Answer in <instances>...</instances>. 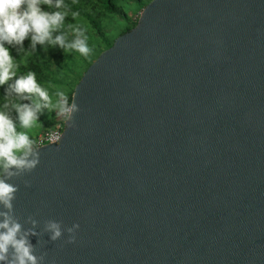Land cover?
<instances>
[{"label": "water", "instance_id": "1", "mask_svg": "<svg viewBox=\"0 0 264 264\" xmlns=\"http://www.w3.org/2000/svg\"><path fill=\"white\" fill-rule=\"evenodd\" d=\"M71 104L10 181L39 264H264V0H152Z\"/></svg>", "mask_w": 264, "mask_h": 264}, {"label": "clouds", "instance_id": "2", "mask_svg": "<svg viewBox=\"0 0 264 264\" xmlns=\"http://www.w3.org/2000/svg\"><path fill=\"white\" fill-rule=\"evenodd\" d=\"M55 8L56 11H45L44 6ZM64 0H0V87L8 85L5 89V102L0 108V264H39L42 260L34 255V249L28 237L35 232L24 231L22 225L14 217L15 194L18 187L10 181L25 171L35 169L39 161L33 156V141L23 131H17V125L5 109L9 108L7 97L15 93L17 97L28 100L36 99L33 103H15L12 105L17 113V120L21 128L27 129L38 120L42 109L57 110L58 116L70 119L75 106L70 103L69 97L58 91V101L52 103L48 90L37 82L34 72H28L17 78L15 69L18 65L10 54V49L5 45H23L31 35V46L37 44L60 47L66 52L75 50L82 56H88L90 48L84 29L74 27L76 36L71 42H66L63 34L59 32L63 26L68 11ZM73 19L79 12L71 13ZM14 82L9 84L10 80ZM27 186V185H26ZM35 227V221H32ZM80 229L76 224L68 229L72 234L68 243L75 244L77 236L75 231ZM46 230L51 233L53 241L62 236L60 225L49 222Z\"/></svg>", "mask_w": 264, "mask_h": 264}, {"label": "trees", "instance_id": "3", "mask_svg": "<svg viewBox=\"0 0 264 264\" xmlns=\"http://www.w3.org/2000/svg\"><path fill=\"white\" fill-rule=\"evenodd\" d=\"M127 1H134L138 6V10H143L152 0ZM64 3L66 5L68 15L63 22V26L60 28L59 32H55L53 33V35L63 34L66 41L71 42L76 38V36L75 34H69V32L73 31V28L76 27L77 20H79L81 24L86 21L88 24L89 22L92 23L93 28L96 30L98 41L101 40L98 43L99 50L97 52V57H99L102 52L113 46L114 43L105 38L103 29L100 27L98 22H100V17L103 16H107L108 18L111 16H118L122 19H127L126 13L119 6V0H64ZM44 10L49 12L56 11L55 8H48L46 5L44 6ZM72 12H79V16L76 19H73L71 15ZM137 22L138 19H136V21H131L130 24H128L126 30H124L123 34L132 30L137 25ZM86 36L87 38H89V40H92L93 38V36H90L87 33ZM5 47H8L10 49V54L13 57L15 63L18 65V68L15 69L17 78L21 75L27 74L28 72H34L37 82L46 89L53 86V84L58 79L59 74L62 73L61 70L64 68V65H69L71 68L72 63L75 62L74 60L76 59L77 55H79V53L75 50H69L66 52L64 49H62L60 53H53V47L49 45L37 44L33 49L31 46V35H29V38L23 42L22 46L16 44H6ZM94 60L95 59L87 62V67L91 66ZM55 77H57V79H55ZM13 82L14 79L10 80L9 84ZM7 87L8 85L0 87V108H2V105L5 102V89ZM72 95L73 93L68 95L70 103L72 101ZM8 97H16V94L12 93ZM18 100L20 103H33L31 98L28 100H23L18 97ZM8 104L9 108L5 109V111L8 112L13 121H17V113L12 107V104ZM58 118L59 116L56 114L53 119L43 122L42 115L41 113H39L38 120L36 121L43 122L45 131L53 129L57 123Z\"/></svg>", "mask_w": 264, "mask_h": 264}, {"label": "rangeland", "instance_id": "4", "mask_svg": "<svg viewBox=\"0 0 264 264\" xmlns=\"http://www.w3.org/2000/svg\"><path fill=\"white\" fill-rule=\"evenodd\" d=\"M119 6L126 13L127 19H122L118 16H111L109 18L107 16H103L100 17V22H98L100 27L103 29L105 38L109 41H112L113 43L116 41L117 38L123 35V32L128 27V24H130L131 21H136V19H139L141 13L143 12V10H138V6L134 1L119 0ZM76 27H83L82 29H84L88 35L93 36L92 40H89V38H87L90 53L86 57L82 56L81 54L77 55L76 59L74 60L75 62L72 63L71 68L69 65H64V68L61 70L62 73L59 74L58 79L57 77H55V79H57L56 82L53 84L52 87L47 89L53 104H56L59 99L56 95L58 91H63L67 96L74 92L75 87L80 82L87 69L90 67H87L86 63L90 62L93 59L96 60L98 58V43L101 40L98 41L97 33L96 30L93 28L92 23L89 22L88 24L85 21L83 24H81L80 21L77 20ZM69 34L73 35L74 33L73 31H70ZM52 50L53 53H60V51H62V49L58 46L53 47ZM35 99V97H31L32 101H34ZM7 102L12 105L15 103H20L17 96L12 98L8 97ZM40 113L44 122L53 119L57 114V110L55 108H46L42 109ZM14 122L17 125V131L25 132L33 141V143L36 137L44 131L43 122L35 121L33 123V126L27 129L21 128L18 120H14Z\"/></svg>", "mask_w": 264, "mask_h": 264}, {"label": "built area", "instance_id": "5", "mask_svg": "<svg viewBox=\"0 0 264 264\" xmlns=\"http://www.w3.org/2000/svg\"><path fill=\"white\" fill-rule=\"evenodd\" d=\"M66 119L59 116L56 125L51 130H45L41 132L35 139L33 143L34 148L44 147L50 144H56L61 141L63 136V131L65 127Z\"/></svg>", "mask_w": 264, "mask_h": 264}]
</instances>
